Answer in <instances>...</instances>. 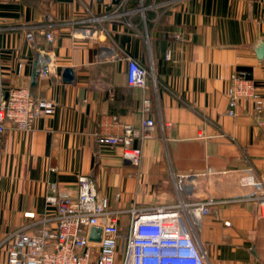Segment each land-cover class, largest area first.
Segmentation results:
<instances>
[{"label":"crops","instance_id":"0c3cea01","mask_svg":"<svg viewBox=\"0 0 264 264\" xmlns=\"http://www.w3.org/2000/svg\"><path fill=\"white\" fill-rule=\"evenodd\" d=\"M262 41L264 0H0V90L54 104L2 136L0 264L8 234L53 213L50 184L73 192L83 174L113 208L211 200L193 227L206 264H264L253 198L264 179ZM40 55L54 63L47 77L36 75ZM128 57L150 71L145 88L127 83ZM143 97L152 136L134 140V166L97 136L140 128Z\"/></svg>","mask_w":264,"mask_h":264},{"label":"built area","instance_id":"2783aa9c","mask_svg":"<svg viewBox=\"0 0 264 264\" xmlns=\"http://www.w3.org/2000/svg\"><path fill=\"white\" fill-rule=\"evenodd\" d=\"M26 37L32 40V32L28 31ZM45 37L53 39L50 32ZM45 58L38 57L39 77L50 75L54 66L46 55ZM126 60L127 83L145 88L148 68L131 57ZM236 98L233 91L232 103ZM150 107V99L143 97L140 128L125 124L120 134L99 135L97 142L119 147L122 158L138 166L141 148L133 142L152 136L146 130L153 125ZM53 108L52 101L37 98L24 87L0 90V142L8 125L29 129L36 118L50 115ZM257 112H261L259 107ZM258 185L262 193L253 198L264 225V179ZM44 201L53 213L43 215L38 228L23 226L5 237L7 264H206V253L198 246L193 227L200 216L209 212L211 200L152 206L133 203L126 209L113 208L98 193L93 176L83 174L78 175L73 192L59 191L50 184ZM93 227L100 229L98 240L89 238Z\"/></svg>","mask_w":264,"mask_h":264},{"label":"water","instance_id":"95a60500","mask_svg":"<svg viewBox=\"0 0 264 264\" xmlns=\"http://www.w3.org/2000/svg\"><path fill=\"white\" fill-rule=\"evenodd\" d=\"M257 56L261 57L264 56V41L259 43V47L257 49ZM62 79L66 82L72 81L73 80V71L71 68L66 67L63 72H62ZM100 229L98 228H91L89 238L92 240H98V235L97 232H99Z\"/></svg>","mask_w":264,"mask_h":264}]
</instances>
